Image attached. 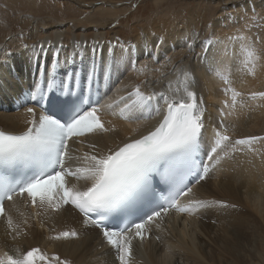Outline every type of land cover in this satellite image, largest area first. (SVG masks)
Masks as SVG:
<instances>
[{"label": "bare ground", "instance_id": "obj_1", "mask_svg": "<svg viewBox=\"0 0 264 264\" xmlns=\"http://www.w3.org/2000/svg\"><path fill=\"white\" fill-rule=\"evenodd\" d=\"M8 1L0 8V109L22 101L30 86L50 84L55 65L93 72L104 90L106 128L74 140L76 178L55 189L56 197L79 199L108 156L150 133L172 103L195 104L213 156L207 177L146 231L143 245L124 246L121 260L112 238L73 209L13 199L0 216V264H264L262 39L237 34L226 17L211 24L207 12L194 9L182 18L163 10L148 25L140 11H128L133 0H82L97 2L93 14L85 5L81 16L76 9L64 18L57 0L59 14L54 8V18L48 12L38 21L33 8L41 0ZM222 30L231 33L220 36ZM28 116L0 112V130L24 132Z\"/></svg>", "mask_w": 264, "mask_h": 264}, {"label": "rangeland", "instance_id": "obj_2", "mask_svg": "<svg viewBox=\"0 0 264 264\" xmlns=\"http://www.w3.org/2000/svg\"><path fill=\"white\" fill-rule=\"evenodd\" d=\"M49 1L51 4H48L47 0H41L37 3L35 7L36 9L33 8L34 11L36 10L35 11L37 17L36 20L41 21V15L43 17H46L48 12L54 18V14H53L54 8H56V14H59L60 12L57 10L60 9L62 10L63 14L60 13L59 15H57L58 17L61 18L67 17L68 14L69 15L72 14L76 9L81 12L80 15H78V17L81 16L84 12L85 5L91 7L89 12L93 14V9L97 5V2L93 4L91 2L84 3L82 0H62V1L60 0V2L62 3L61 5L62 7L60 6L61 8L59 9V7H57L58 4L56 2L57 0H49ZM168 1L159 2V5L157 4V0H133L132 2L127 1L126 3H128L129 5L127 7L128 11H135V10L140 11L139 13H142V15L140 14L138 19L146 21L148 25L151 24V22H153V20L159 15L161 11L167 9H169L171 13H180L181 18L182 16H187L192 9H194L196 14L198 15L202 14L203 12H207L210 17L211 24L218 18L226 17V19H229L231 21L230 26L232 28H235L233 30L237 34L245 33L247 35H250L251 33H255L260 37V39H262L261 41L262 46L259 50V57L261 60L264 61V42H263L264 17L262 18V16H264V0H168ZM8 4H10L8 0H0V8H4V6ZM39 5H41L42 7ZM46 6L49 7L47 8ZM102 11H103L102 8H97L95 12L99 14ZM49 13L48 16H50ZM236 18H238V20L237 22H234L233 20ZM132 20L133 18H131V21ZM122 25L124 26V24ZM4 27H5L4 20L2 17H0V29H4ZM12 31H14V33L17 34L19 32L18 30H12ZM227 33H231V31L222 30L220 31L219 35L223 36ZM9 39L10 37L8 36L5 39V41H9ZM262 70H264V63L262 65ZM67 237L70 238L71 235L68 234ZM73 237L74 238L76 237V233H73Z\"/></svg>", "mask_w": 264, "mask_h": 264}]
</instances>
